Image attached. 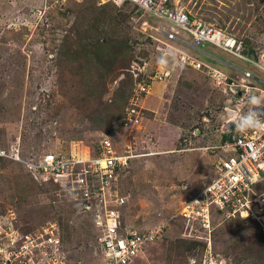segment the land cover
I'll list each match as a JSON object with an SVG mask.
<instances>
[{
    "label": "rangeland",
    "instance_id": "374dc122",
    "mask_svg": "<svg viewBox=\"0 0 264 264\" xmlns=\"http://www.w3.org/2000/svg\"><path fill=\"white\" fill-rule=\"evenodd\" d=\"M174 1L248 50L264 47V0ZM158 26L165 25L131 6L96 0H0V214L15 213L22 231L57 223L67 264H104L88 215L36 183L27 160L94 148L107 135L119 152L135 144L146 154L120 177L123 227L163 230L133 264H202L208 243L214 260L264 264V233L255 223L215 220L206 237L186 230L180 215L212 176L211 148L238 129L206 76L183 69L154 81L140 127L122 126L134 88L163 60L152 39Z\"/></svg>",
    "mask_w": 264,
    "mask_h": 264
},
{
    "label": "built area",
    "instance_id": "2783aa9c",
    "mask_svg": "<svg viewBox=\"0 0 264 264\" xmlns=\"http://www.w3.org/2000/svg\"><path fill=\"white\" fill-rule=\"evenodd\" d=\"M96 1L117 8L131 6L137 14L149 15L165 25L154 29L152 39L168 63H159L154 76L134 88L122 118L126 129L140 127L144 118L141 103L154 81L164 82L174 71L183 69L203 74L220 91L226 99L228 121L234 126L238 128L239 119L250 111L256 112L264 125V108L259 103L262 109L257 110L251 103L252 97L264 99V82L250 70L264 72V47L248 50L243 40L196 17L174 0ZM207 47L245 62L250 69L221 61ZM139 149L138 145L128 144L119 152L112 139L103 135L94 148L79 151L72 147L65 156L42 153L38 159L27 160V170L36 183L53 188L55 193L50 195L55 198H70L81 213L88 215L104 264H133L135 257L162 237V227L142 231L123 227L126 198L119 191L120 177L133 160L146 155L138 153ZM211 149L217 152L212 176L185 203L180 214L186 230L209 237L215 220L237 218L255 223L264 233V127L234 129L227 140ZM205 253L209 257H204L202 264H228L227 258L211 257L209 243ZM0 264H67L59 225L47 222L22 231L15 213L0 214Z\"/></svg>",
    "mask_w": 264,
    "mask_h": 264
},
{
    "label": "clouds",
    "instance_id": "9594fccd",
    "mask_svg": "<svg viewBox=\"0 0 264 264\" xmlns=\"http://www.w3.org/2000/svg\"><path fill=\"white\" fill-rule=\"evenodd\" d=\"M165 61H161V63H164ZM251 103L253 105H258L260 101L256 97L251 98ZM261 118L258 116L256 112L250 111L248 115L243 117L242 119H239L238 122V128L241 131L247 130L248 128H257V127H264V125L260 122Z\"/></svg>",
    "mask_w": 264,
    "mask_h": 264
},
{
    "label": "crops",
    "instance_id": "0c3cea01",
    "mask_svg": "<svg viewBox=\"0 0 264 264\" xmlns=\"http://www.w3.org/2000/svg\"><path fill=\"white\" fill-rule=\"evenodd\" d=\"M207 51H209L210 53H212V54H214V56H216L218 59H220L221 61H223V62H226V63H230L231 61H229V60H227L224 56H222L221 54H224L225 56H229L228 54H225V53H223V52H221V51H218V50H209V48L207 47ZM229 57H232V56H229ZM232 64H234L233 62H231ZM215 64V63H214ZM216 66L218 67V68H220L221 70H223L224 72H227L228 70H227V68L224 66V65H221V64H216ZM243 68H245V69H250L249 68V65L248 64H246L245 62L243 63ZM255 75H257V76H259L258 78H260L263 82H264V75H263V72H261L262 74H260L259 75V73L256 71V70H254V69H250ZM263 90H264V87H263ZM260 101V107H262V108H264V99L262 98V99H260L259 100ZM256 107H258L257 105H255ZM258 110V109H257Z\"/></svg>",
    "mask_w": 264,
    "mask_h": 264
},
{
    "label": "water",
    "instance_id": "95a60500",
    "mask_svg": "<svg viewBox=\"0 0 264 264\" xmlns=\"http://www.w3.org/2000/svg\"><path fill=\"white\" fill-rule=\"evenodd\" d=\"M257 109H262V108L257 107ZM229 124H230V125H234V123H232V122H230Z\"/></svg>",
    "mask_w": 264,
    "mask_h": 264
},
{
    "label": "trees",
    "instance_id": "16d2710c",
    "mask_svg": "<svg viewBox=\"0 0 264 264\" xmlns=\"http://www.w3.org/2000/svg\"><path fill=\"white\" fill-rule=\"evenodd\" d=\"M129 99V98H128ZM126 103H127V101H126ZM125 105H127V104H125ZM227 140V139H226Z\"/></svg>",
    "mask_w": 264,
    "mask_h": 264
}]
</instances>
